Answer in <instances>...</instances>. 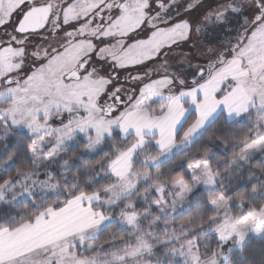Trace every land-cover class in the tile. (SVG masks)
Here are the masks:
<instances>
[{
    "label": "rangeland",
    "instance_id": "1",
    "mask_svg": "<svg viewBox=\"0 0 264 264\" xmlns=\"http://www.w3.org/2000/svg\"><path fill=\"white\" fill-rule=\"evenodd\" d=\"M40 2L44 3L45 0H40ZM50 2L53 5V15H55L59 11L58 6L61 0H50ZM151 2L152 0H88L89 7L86 11L91 13V17H96L99 13L103 19L97 16L96 20L93 19L91 24H85V27L75 36L83 37L81 33L84 32L88 33L87 38L100 33L110 36L115 33L113 40L117 42H113L114 49L109 50L114 51L113 59L117 64L139 63L147 60L150 55H154L165 45L173 44V48L167 49L158 60L131 69L127 84L129 91L125 94L126 96L120 93V101L123 104L119 108L121 111L128 112L134 105L138 106V102L144 105L143 111H140L138 107L137 111L140 112L136 111L134 115L141 127L143 137L150 141H160L170 147V151L165 152L160 159V164L174 153L186 149L202 132L203 129L200 126L195 129L196 133L189 135L190 143L185 142V135L180 143H175L174 137L190 111L198 113L196 112L198 108L199 112L210 110L209 124L220 112L225 114L224 108L214 111L215 105L220 102L217 101L215 93L221 89V85H223L221 101H227L234 108L245 106L251 91H264V0H171L172 7L166 9L167 14L165 11H160L158 16L152 14L156 11L155 9L148 11ZM168 2L169 0H165L166 4ZM16 3L17 0H8L6 4L8 11H11ZM115 6H119V12L115 11ZM94 8L96 11H92ZM189 8L191 11L188 10ZM101 9L112 11L101 12ZM72 14V10H68L65 16L70 18ZM113 16L116 17L114 20ZM4 19H7V15ZM51 22L53 23V20ZM144 22L155 29L149 39L143 38V29L140 26ZM81 23L84 22L81 21ZM188 24H191L190 33ZM54 28L49 26L47 31L32 37L26 45L27 49L31 47L29 52H35L40 57L48 54L49 58L43 68L37 69L30 81V83L39 81L43 84V87L32 93L30 97V107L34 110L30 117L33 120L32 126L38 127L39 130L30 134L24 123L12 127L0 122L1 140L7 139L13 130H24L35 137L31 148L36 149L35 153L29 152L32 170L0 189L3 193L0 204L12 205L32 200L34 195L43 196L56 193L58 184L53 178L54 166L59 163L58 170L62 174L70 168L71 165L64 158L74 147L77 137L87 142L86 153H94L101 147L103 141L108 139L107 129L109 127L112 128L113 133L117 132V135L121 130L119 124L115 126L110 124L111 118L103 114L97 103L107 83L99 78V75L103 73L98 71L94 74L85 73L81 81L68 82V79L66 80L68 73L91 51L92 45L88 42L90 39L79 38L69 45L65 38L52 37L55 35V33L52 34ZM134 29H140V31H134ZM127 33H131V37H127ZM6 40L5 29H0V41ZM133 40L137 42L133 44ZM106 50L104 49L100 54L107 55ZM7 55V51L0 53V74L12 71ZM32 58L35 59L34 56ZM199 68L207 70L203 81L200 77H196L203 93L201 98H196L193 83L186 82L183 87L193 89L192 93L185 96L179 105H170L167 97L175 95V86H168L165 91L162 82L155 80V73L175 70L177 80L182 78L184 81H192ZM136 73H143L144 79L136 77ZM13 75L21 81L24 80L22 72H13ZM150 79L153 83L149 85ZM142 85L145 86L143 89ZM3 88L4 85L0 83V91ZM138 91L141 92L140 96L137 95ZM143 93L147 95L144 96ZM162 99L163 102H161ZM185 105L190 106L189 109H186ZM5 106L0 105V108ZM248 108V111L239 115L233 111L230 117L225 116L228 120H238L249 113L247 120L252 121L254 127L252 139L248 142L251 143L264 137V112L259 111L258 106H248ZM37 109L39 120L34 119ZM149 110L151 115H149ZM161 112L163 115H160ZM183 115L185 119H182ZM167 119L175 123L166 127ZM81 128L85 131H80ZM86 135L91 137V140L86 139ZM130 136L127 143L135 141V136L131 133ZM114 148L120 151L118 145L113 144L109 161L113 158ZM156 150L159 152L158 149ZM144 155L147 153H143L140 159H143ZM255 157L264 159V149L251 150L248 158L238 163H246ZM140 159L135 162L133 168L138 175H142L144 171ZM109 161L102 164L105 167H100L98 171L100 178H108L112 181L111 185L106 188L113 184V178L106 175ZM128 167V161L122 160L116 170L121 175H126ZM38 173H43V175H38ZM150 192L148 184L141 181L139 189L132 193L131 197L141 209L145 210L141 221L143 230L152 231L157 237L163 235L165 230L169 234L175 231L183 237L180 243H183L186 249L188 248L187 241H191L195 264H232L231 259L234 252L243 248L249 236L259 237L260 226L264 227V215H262L264 213V191L259 194L263 198V205L259 209H249L243 202L236 204L239 208L237 214L231 213L230 208L225 209L228 216L240 221L237 226L238 230L232 232L230 236L226 235L225 239H221L219 233L213 230L215 225L211 222L203 229L199 226L198 233H194V230L188 226L181 227L182 223L179 222V218L189 211L190 197L193 194L183 207L177 206L175 213L169 210L170 219L162 216L157 223H153L154 217L160 214L151 204L154 193L150 195ZM149 205H151L150 210ZM101 207L113 218L105 221L98 230L89 231L83 248L80 247L79 239L70 235L90 218V213L84 207L83 198L80 195L70 200L62 210L46 209L38 216V221L34 219L32 223H26L18 228L19 231L17 229L10 231L11 235L5 233L3 237H0V257L5 260L6 264H49L50 261L59 258V251L55 248L40 247V245L52 243L63 247L65 243H74L77 245L76 250L82 254L85 253L88 245H92L94 250L100 254L98 264H105V261L111 259V256L106 253L117 251L123 247L125 242L132 241L133 237L127 226L117 219L118 207L107 208L102 204L96 205L97 210ZM112 225L118 226V232L125 231L128 234L127 238L110 240L107 245L100 244L97 241L99 233ZM202 231L205 234L202 235ZM153 246L154 255L143 257L140 264H146V262L158 264L160 260H163V264H169V260L172 264H185V257H182L179 252L172 255L168 251L173 246L179 248L180 245L175 240L167 245L154 242ZM54 251L56 255H53Z\"/></svg>",
    "mask_w": 264,
    "mask_h": 264
},
{
    "label": "snow or ice",
    "instance_id": "2",
    "mask_svg": "<svg viewBox=\"0 0 264 264\" xmlns=\"http://www.w3.org/2000/svg\"><path fill=\"white\" fill-rule=\"evenodd\" d=\"M8 0H0V29H5L6 41H0V53L7 51V60L12 65V71L3 72L0 74V83L4 85L2 91H0V105H6L0 108V122L5 126L16 127L21 123L29 129V133L37 132L39 128H34L32 126L33 120L30 118L32 112L34 111L30 107V97L31 94L38 91L43 84L39 81L35 83H30L32 81L34 73L37 69L43 68L48 62L49 58L47 56L40 57L37 56L35 52L28 53L26 45L31 40L32 37L41 35L43 32L48 30L49 20H53L57 25V31L63 32V35L67 39L72 35V33L80 32L81 29L85 27V24H91L93 19L96 17H91V13L86 11L89 7L88 0H61L59 4V11L53 15L52 3L50 0H45L41 3L40 0H17L15 6L8 11L6 4ZM172 7L171 0L166 4L165 0H152L151 5L148 9L153 15H159L160 11H165ZM259 7V6H258ZM99 8V5H97ZM46 9L47 14L43 19V22L39 24L38 27L25 28L24 24L29 14L34 10ZM68 10H72L73 14L71 17L65 16ZM191 11V9H188ZM96 11V9H92ZM109 11L111 9H101V12ZM115 11L119 12V6H115ZM7 15V19L4 16ZM98 17L103 19V16L98 13ZM116 17L113 16V20ZM83 21L84 23H81ZM143 29V38H151L152 32L155 30L152 25L144 22L140 26ZM188 32H191V24H188ZM10 29V31H8ZM134 31H140V29H134ZM81 35L87 38L88 33L84 32ZM127 37H131V33L126 34ZM115 33L110 35H105L100 33L99 35H93L88 41L92 47L87 56V61L83 64L82 71H86V74H94L97 72V68L93 65L95 61L100 68H103L105 63H108L109 67L115 65L116 68L121 71H130L131 69L137 68L141 65H146L151 61H156L160 58L162 54L167 49L173 48V44H167L154 55H150L147 60H142L139 63L130 64H117L116 61L108 56L101 55L100 53L105 49L112 46L110 41L113 40ZM43 38V36H41ZM118 39V37H117ZM137 41L133 40L132 43L135 44ZM26 54H30L35 57L30 66H25ZM83 60V58H82ZM151 71V70H149ZM206 69L199 68L193 77L192 81H184L182 78L177 80L175 78V70H165L164 72H156L155 80L162 82L164 90L167 91L168 86H175V95L167 97L170 105H179L185 96L192 93L193 89L196 92V98L200 99L203 95L199 82L196 81V77H200L203 81L206 74ZM13 72L24 73V80L21 81L13 75ZM120 75V71L115 72L114 75H99V78L105 80L107 83L105 85L104 91L100 94L97 99L98 104H103L104 99H118V97H110L109 93L111 91L119 92V88L113 89V81L116 77ZM136 77L143 80V73H136ZM193 83V89H185L183 87L184 83ZM153 81L150 79L148 84H152ZM24 85L23 87L21 85ZM142 89L145 87L141 86ZM150 91H154L150 89ZM223 91V85L221 89L215 93L217 101H220L215 105L214 111H219L220 108H224L225 115L231 116L233 111L237 115L242 112L249 110L248 106L257 107L259 111L264 112V91L253 90L251 91L250 98L246 101L245 106L241 108H234L230 106L227 101H221V92ZM137 95L140 96L141 92L138 91ZM144 96L147 93H143ZM135 99V97H134ZM163 102V99L161 100ZM139 107L140 111H143L144 105L138 102V106L134 105L132 109L128 112H123L120 109L113 107L107 116L110 117V124L115 126L120 125V133L118 136L114 135L112 128L107 129L108 139H119L123 143L119 145L120 151L113 149V158L108 162L106 168V175L113 178V184L109 188H105L103 192H94L92 195H87L82 193V198L84 202V207L90 213V218H88L75 232L70 233V235L75 236L80 241V247H84V241L86 239L89 231L96 229L102 225L105 221L112 219L111 215L105 213L103 207L97 210L96 205H103L107 208H119L117 214V219L120 223L126 225L129 233L132 235L133 240L124 243L122 248L111 253H106L110 255L111 259L105 261V264H140V261L145 256L154 255L155 249L153 243H164L172 244L173 240L178 243L179 248L173 246L168 249V251L175 255L177 252L182 257H185V264H195L194 258L192 256L193 248L191 241H187L188 248H185L183 243L180 241L183 239L181 235H178L175 231L171 234L164 231V234L157 237L156 233L152 231H144L141 226V221L144 216V209H141L137 202L133 200L132 193L139 189L141 181L148 184V188L151 189L150 195L154 193V198L151 202L154 205L160 215L154 217L153 223H157L163 216L165 219H170L168 216L169 210L172 213L176 212L177 206L183 207L188 198L194 193L198 192V198L196 200L197 207L209 208L212 215L208 216L207 219L215 225L214 229L220 235L221 239H225L226 235L230 236L232 232L238 230V225L240 221L234 217L228 216L225 209L231 207V198L222 190V187L218 185L220 179V169L219 167H213L209 159H195L184 165V170L182 172L164 176L162 173H157L155 178L152 177V171L154 169H159V161L162 159L165 152L170 151V147L164 143L157 140H148L143 137L141 127L138 122L134 119V115ZM103 111V109H100ZM36 111L35 120H39V110ZM213 111V114H214ZM198 114L199 108H198ZM149 115L151 112L149 110ZM163 115V112L160 113ZM122 122V123H121ZM42 126V125H41ZM151 127V125H150ZM80 131H85L83 128ZM195 129L192 133L185 134V142L190 143L189 135L194 134ZM135 136V141L132 143H127L131 138L130 136ZM86 139L91 140V137L86 135ZM174 146V145H172ZM91 147V144H89ZM159 150V155H153V149ZM261 150L264 149V137H260L251 143L244 142L239 146L238 155H234L232 160L229 162L231 164H236L238 161L246 160L249 156L251 150ZM28 152L35 153V148L27 149ZM143 153L147 155L140 159ZM207 155V154H205ZM140 159V163L144 167L142 175H138L134 170L135 162ZM127 160L129 167L126 175H121L116 169L117 165L122 161ZM104 168V165H101ZM38 175H43V173H38ZM99 179V177H97ZM9 180H4L0 182V189H3L5 185L9 184ZM264 187V185H261ZM55 187V185H53ZM147 191V189H146ZM255 193V189H253ZM3 193L0 192V202H2ZM151 205H149V210ZM264 215V213H262ZM203 214L199 217L201 221L204 220ZM37 221L39 217L35 218ZM183 227V223L181 225ZM201 229H203V223L200 224ZM19 231V229H17ZM5 233L11 235L9 229H0V237H3ZM190 234V232H188ZM201 234H205L203 231ZM243 235V233H241ZM40 247L55 248L59 251V258L50 261L49 264H98L100 254L94 250L92 245H88L85 253L77 251L76 244L65 243L63 247L59 244L53 245L52 243L40 245ZM198 247V245L196 246ZM57 253L54 251L53 255ZM15 259V257H13ZM0 264H6L5 260L0 257ZM150 264V262H146ZM158 264H163V260H160ZM169 264L172 261L169 260Z\"/></svg>",
    "mask_w": 264,
    "mask_h": 264
},
{
    "label": "trees",
    "instance_id": "3",
    "mask_svg": "<svg viewBox=\"0 0 264 264\" xmlns=\"http://www.w3.org/2000/svg\"><path fill=\"white\" fill-rule=\"evenodd\" d=\"M185 108L189 109V106L185 105ZM248 115L249 113L238 120H228L225 114L220 112L186 149L161 162L159 169L152 171V177L155 178L158 172L164 176L173 175L182 172L188 162L209 159L214 168L218 166L220 169L218 185L231 198V213H238V202H243L249 209H259L263 205L262 195L259 194L264 191L261 186L264 185V159L255 157L246 163H229L239 152V146L252 139L254 127L252 121L247 120ZM196 120V113L190 111L176 134L175 143H180ZM114 135L118 136L117 132ZM34 142L35 137L24 130H13L7 139H0V182L6 179L14 182L32 170L27 149L31 148ZM121 143L123 142L119 139H105L97 151L86 153L87 142L77 137L74 147L64 158L71 165L70 168L62 174L58 170L59 163L54 166L53 178L58 184L56 193L34 195L32 200L12 205L0 204V229L14 231L26 223H32L46 209L62 210L70 200L82 193L92 195L94 192H102L112 181L100 178L99 168L109 161L113 144H117L119 148ZM153 155H159V152L155 149ZM197 198L198 192H194L190 197L189 211L179 218V222L193 229L194 233H198L201 223L203 227L210 223L207 217L212 215L209 208L196 206ZM202 214L205 217L203 221L199 219ZM260 227L259 237L249 236L243 248L234 252L232 264H264V227ZM127 235L123 230L118 232L117 225H112L99 233L97 241L107 245L110 240L126 239Z\"/></svg>",
    "mask_w": 264,
    "mask_h": 264
},
{
    "label": "flooded vegetation",
    "instance_id": "4",
    "mask_svg": "<svg viewBox=\"0 0 264 264\" xmlns=\"http://www.w3.org/2000/svg\"><path fill=\"white\" fill-rule=\"evenodd\" d=\"M52 11L54 12L53 7H52ZM97 16H98V14L96 15V17ZM97 18H99V17H97ZM51 21L52 20H49L48 28H49V26L55 27L54 28V32L52 33V34L55 33V35H53L52 37L59 36V37L64 39L65 36L63 35V32L62 31L58 32L56 23L54 21L52 23ZM76 33H79V32L72 33V35L70 37H68L67 39L65 38L66 40H68V44L69 45H72L79 38H84V37H80V36L76 37L75 36ZM84 39L88 40V39H91V37L90 38H84ZM113 42H117V41L116 40L110 41V43L112 44V47L105 48V49H107L106 51H108L107 55L112 57V58H114V55H113L114 51H112V50L114 49L113 46H115V44H113ZM30 48H28V53H31V52H29ZM109 49H112V50H109ZM59 52L61 53V50ZM102 53H103V51H102ZM45 56H48V54H45ZM32 57H33L32 55L26 54L25 65L30 66L32 64V61L34 59ZM85 57H84V59L82 61L77 63V66L71 72L68 73L69 76H68V78H66V80L68 79V82L71 81V80H74V81H81L82 80V76L86 73V71H82L83 64L87 61V57L86 58ZM93 65H95L96 68H97V71L103 73V75H110V74L114 75L115 72L120 71V75L114 79L113 85H112L113 89L118 87L119 88V92L117 93L116 91H111L109 93L110 97H118V99H111V98L104 99L103 100V104H99L100 108L103 109V111H102L103 114L105 116H107V113L113 107L119 109L120 107L123 106L122 102L120 101V95H121L120 93L125 95L129 91V88H128L127 84H128V79H129L128 78V74H129L130 71H127V72L121 71L120 69L116 68L115 65L109 67L108 63H105L103 68H100V66L95 61H93ZM70 75H72V77H70Z\"/></svg>",
    "mask_w": 264,
    "mask_h": 264
},
{
    "label": "crops",
    "instance_id": "5",
    "mask_svg": "<svg viewBox=\"0 0 264 264\" xmlns=\"http://www.w3.org/2000/svg\"><path fill=\"white\" fill-rule=\"evenodd\" d=\"M192 106V105H191ZM190 107V106H189ZM210 110H205V111H201L200 114L196 113L197 115V120L196 122L194 123V125L185 133V134H188V133H192V129H196L198 127L201 126L202 129H204L206 126H208L209 122L208 120L210 119V114L211 112H209ZM140 112L139 110L137 111V113ZM198 112V111H196ZM186 115V114H185ZM185 115L182 116V119H185ZM135 119V118H134ZM136 120V119H135ZM137 121V120H136ZM177 121V119L175 120ZM138 122V121H137ZM175 122L171 121V119H167L165 121V124H166V127H168L170 124H174ZM183 124V123H182ZM200 128V129H201ZM201 129V130H202ZM197 131L195 130L194 133H196ZM175 139V137H174Z\"/></svg>",
    "mask_w": 264,
    "mask_h": 264
},
{
    "label": "water",
    "instance_id": "6",
    "mask_svg": "<svg viewBox=\"0 0 264 264\" xmlns=\"http://www.w3.org/2000/svg\"><path fill=\"white\" fill-rule=\"evenodd\" d=\"M47 14L46 9L34 10L29 14V17L26 19L24 27H38L40 23L43 22L44 17ZM72 77V75H70Z\"/></svg>",
    "mask_w": 264,
    "mask_h": 264
}]
</instances>
